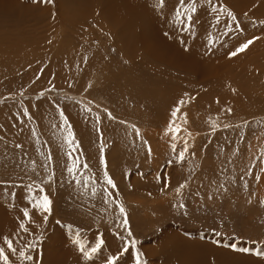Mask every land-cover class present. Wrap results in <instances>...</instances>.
Instances as JSON below:
<instances>
[{
	"label": "rangeland",
	"instance_id": "rangeland-1",
	"mask_svg": "<svg viewBox=\"0 0 264 264\" xmlns=\"http://www.w3.org/2000/svg\"><path fill=\"white\" fill-rule=\"evenodd\" d=\"M5 1L0 4V247L11 264H106L113 255L119 256L117 264H136L137 252L146 264H180L179 248L187 251L185 264H264L260 1L190 0L194 13L182 4L179 28L187 29V15L195 29H208L200 25L214 20L211 32L221 31V43L227 38L229 45L207 75L196 76H171L170 68L164 74L161 62L144 55L140 59L136 53L127 57L119 33L125 24L104 19L112 0ZM124 1L130 14L144 22L166 18L161 9L169 0ZM67 8L74 16L68 17ZM257 10L260 13L254 16ZM254 37L258 39L247 50L230 56ZM141 76L142 85L159 87L161 81L169 85L158 88L166 98L161 106L142 111V105L134 104L129 83ZM180 99L184 104L174 118L171 111ZM61 112L79 145L73 156H78L80 184L67 172L73 159ZM109 112L115 119L108 118ZM173 121L179 132H169ZM130 125L140 129V137ZM102 144L117 189L104 183ZM185 145L181 162L178 156ZM86 176L93 180L84 187ZM182 183L186 187L178 195L176 188ZM46 194L53 201L51 213L34 207ZM117 203L126 209L128 228ZM25 211L30 219L24 217ZM21 223L27 232L20 229ZM3 237L13 240L15 254ZM101 238L104 244L91 260L74 242L80 239L88 248ZM133 239L135 245L128 243ZM126 244L129 250L122 252ZM20 250L29 259L20 258Z\"/></svg>",
	"mask_w": 264,
	"mask_h": 264
},
{
	"label": "bare ground",
	"instance_id": "bare-ground-1",
	"mask_svg": "<svg viewBox=\"0 0 264 264\" xmlns=\"http://www.w3.org/2000/svg\"><path fill=\"white\" fill-rule=\"evenodd\" d=\"M106 1L107 0H105V2ZM174 1L178 2V5L176 7H172L170 5V3ZM239 1L248 2L249 0H238V2L236 3L240 4ZM257 1L258 2L260 1L259 3L262 5V7L259 10L261 12L262 10H264V0H257ZM184 2L188 5V11H189L190 10L189 5H191L190 0H184ZM230 2L236 5L235 2L233 1H230ZM242 2H241V5H242ZM0 4L5 5L6 1L0 0ZM182 4L183 3H181V0H169V4L161 9V11L164 14H166V18L162 19L161 22H159V20L156 18V20L153 21L152 23H147V22H144L142 18L138 19L137 17L132 16L129 12L128 3L125 2L124 0H112L110 8L107 9L108 16H106V18L104 19L111 21L113 25L118 21L125 24L126 29H120L119 33H120V38L125 45L124 54L127 57L136 53L135 55L140 56V59H142L141 55L142 56L144 55L150 58L149 61H153V62L158 61L159 63L161 62V64L163 65L165 64V67H162L164 69L163 70L164 74L170 73L171 76L172 74L178 75V73L182 74V76L186 74H190V73H191L190 75L196 76L199 72L201 74L206 73L207 75L208 67L210 65H213L212 62L217 61L218 59H221L222 56L226 54V50L229 46L226 44L228 40L227 38H225V40H223V42L221 43V39H222L221 31L218 30V33L211 32L216 27V22L214 20H213L214 23H212L211 21H208L200 25L202 28H208V29H195V28H192L193 19H191V27L189 28L188 27V15H187L184 21L185 24L187 25V29L179 28L178 25L183 22V15H182L183 5ZM80 5L83 11H87V9L84 6H82V4ZM259 11L258 10L253 11L254 16L256 15V13H260ZM177 12L180 13L179 20L177 18ZM66 14L68 15V17H72L74 16V11L72 10V8H67ZM101 20L103 19H100L99 21ZM167 68H170L171 72L168 73L169 70H166ZM150 70L153 72L155 71L153 68H150ZM160 70L162 69L160 68ZM211 70L213 69L211 68ZM187 78H189L190 80L189 75ZM141 79H143L142 76L140 79H137L136 81H132L129 83L131 93L134 94V96L136 97L134 104L137 106L142 105L141 107H144L142 111H145V109L146 111H148L149 109L152 110V109L157 108L156 106H161V104L163 103L162 100L166 98L165 96H161V93L160 91H158V88L159 87H164V88L169 87V85H167L165 81H161L159 84V87L149 86V83L147 82L144 85H142L140 83ZM176 81L177 80H174V82ZM221 88L223 89L224 86H222ZM234 98L236 99L238 97H234ZM234 98L233 100H235ZM243 104L244 102L241 101V106H243ZM163 106H166V105L164 104ZM237 106L239 107V105ZM245 110L246 109L244 108V111ZM247 114H249V111H247ZM176 246L177 245L174 243L172 246L173 249ZM187 246H188V243H187ZM176 251L181 253L182 259L180 260L181 262L180 264H185L184 261L186 260H184V257H185L184 253H186L187 251L183 250L182 248H179Z\"/></svg>",
	"mask_w": 264,
	"mask_h": 264
},
{
	"label": "snow or ice",
	"instance_id": "snow-or-ice-1",
	"mask_svg": "<svg viewBox=\"0 0 264 264\" xmlns=\"http://www.w3.org/2000/svg\"><path fill=\"white\" fill-rule=\"evenodd\" d=\"M209 2H210V0H209ZM33 3H45V4H47V3H55V0H33ZM181 3H184V0H181ZM189 8H190V11L193 12V13L196 11L194 3H193V5H189ZM212 10L215 12L218 9L216 7H214ZM219 10L223 11V12H226L227 16L232 21L236 20L235 15L231 11H229L227 9H224V8H221ZM177 18H178V20L180 19V13L179 12H177ZM217 23H219V19H217ZM262 23H264V22H262ZM188 27L189 28L191 27V16H188ZM255 39H258V37H254L253 39H249L246 42L240 44L239 47H237L235 51L230 52V56L231 57H235L238 53H242L245 50H247L249 48V46L254 43ZM177 104H178V106L175 107L171 111V116L174 117V118L177 117V114L180 111V107L179 106L184 104V100L180 99L177 102ZM23 115L27 116L28 115V111L25 110ZM107 115H108V118L115 119V117H113L110 112L107 113ZM61 116L64 119L65 125H67V135L65 136L64 139H65V141H66V143L68 145V148L70 150L68 155H69L70 158L73 159V163H72L71 166H69L67 168V172L73 177V180L75 181V183L80 184L81 181L77 179V171H78V169L80 167V165L78 163V156L77 157L73 156V152L75 151L76 148L79 147V145H78V142L76 141L75 134L72 131V127L69 124L67 118L64 117L63 112H61ZM29 118H31V117H29ZM97 120H99V117H97ZM121 123H124V121H121ZM174 123L175 122L173 121L172 124H170L169 129H168L169 132H179L180 129L177 128V127H174ZM129 127L132 129V131L135 133V135L137 137L141 136L140 129L136 125H130ZM101 135H102V133H101ZM144 143L147 144V141H144ZM20 146L21 145H17V147H20ZM172 147H173V150L175 151V145H173ZM148 152H149V154H151V146L150 145L148 146ZM186 152H187V145H185L184 150L179 152L178 158L180 159L181 162H183ZM100 153H101V155H100V163L102 165H104V183L106 185L110 186L111 189H117L118 188L117 184L115 183V181L112 178V176H110L109 173H108L107 159H106L105 149H104V145L103 144L100 147ZM83 168H85V169L88 168L87 163L83 164ZM50 179H51V177H50ZM90 180H93V177L86 176L84 181H83V186L87 187L88 186V182ZM185 187H186V184H183V183L180 184L176 188L177 194L179 195L181 193V190L184 189ZM220 188L223 189L224 191L227 190V189H224L223 185H221ZM103 191L108 193L109 196L112 195V193L108 191V188L103 189ZM91 192H92L93 195H95L96 192H97L96 188L93 187L91 189ZM211 198L212 197L210 196L209 199H211ZM52 204H53V201L49 198V195L46 194V195H43L39 200L35 201L34 207H36L37 209H39L43 213H51L52 212ZM179 207L180 208H185L186 205L185 204H180ZM117 208H118L119 215L121 217H123V220H122L123 226L125 228H128L129 221H128V218H127V213H126V209H125L124 205L122 203H117ZM24 217L26 219H30L29 213L27 211L24 212ZM44 219L47 220L48 217L45 216ZM119 223L120 222L118 221V225H119ZM19 227L24 232L28 231V229H27V227L25 226L24 223H21L19 225ZM128 235H129V237L132 236V233H131L130 230L128 231ZM3 242L6 244L7 249L11 253L15 254L18 251L14 247L12 239H10L8 237H3ZM74 242L79 246V250L83 254V257L86 260H91L92 257L97 252H99L101 250V248H102V246L104 244V240L102 238L94 246H91V247H88V248L85 247L84 243L80 239H77ZM128 243H130L131 245H135L136 241L133 239V240H130ZM28 246L31 247V245H28ZM128 250H129V248H128V245L126 244V246L123 248L122 252H127ZM242 251H247V249H242ZM19 257L22 258V259H29V257L26 255V253L23 250L19 251ZM118 259H119L118 255L110 256V257L107 258L106 264H117ZM0 262H2V264H11L9 255L5 252L4 248H2V247H0ZM136 264H146V261L141 259V253H139V252H137V254H136Z\"/></svg>",
	"mask_w": 264,
	"mask_h": 264
}]
</instances>
